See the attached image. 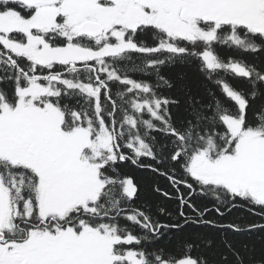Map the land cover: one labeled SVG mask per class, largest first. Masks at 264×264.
Listing matches in <instances>:
<instances>
[{
    "label": "snow or ice",
    "instance_id": "1",
    "mask_svg": "<svg viewBox=\"0 0 264 264\" xmlns=\"http://www.w3.org/2000/svg\"><path fill=\"white\" fill-rule=\"evenodd\" d=\"M0 264H264V0H0Z\"/></svg>",
    "mask_w": 264,
    "mask_h": 264
},
{
    "label": "trees",
    "instance_id": "2",
    "mask_svg": "<svg viewBox=\"0 0 264 264\" xmlns=\"http://www.w3.org/2000/svg\"><path fill=\"white\" fill-rule=\"evenodd\" d=\"M169 208H172L174 207L173 203L172 202H168V205H167Z\"/></svg>",
    "mask_w": 264,
    "mask_h": 264
}]
</instances>
